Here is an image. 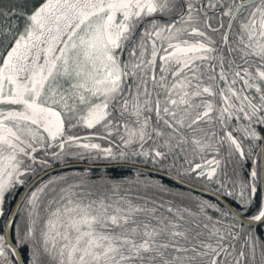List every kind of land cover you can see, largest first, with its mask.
Masks as SVG:
<instances>
[{
  "label": "snow or ice",
  "instance_id": "snow-or-ice-1",
  "mask_svg": "<svg viewBox=\"0 0 264 264\" xmlns=\"http://www.w3.org/2000/svg\"><path fill=\"white\" fill-rule=\"evenodd\" d=\"M0 264H264V0H0Z\"/></svg>",
  "mask_w": 264,
  "mask_h": 264
}]
</instances>
